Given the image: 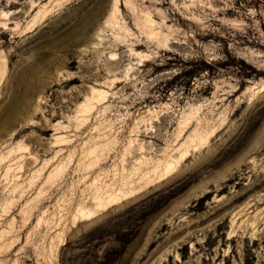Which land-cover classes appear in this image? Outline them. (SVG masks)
Wrapping results in <instances>:
<instances>
[{
  "label": "rangeland",
  "instance_id": "1",
  "mask_svg": "<svg viewBox=\"0 0 264 264\" xmlns=\"http://www.w3.org/2000/svg\"><path fill=\"white\" fill-rule=\"evenodd\" d=\"M0 264H264V0H0Z\"/></svg>",
  "mask_w": 264,
  "mask_h": 264
},
{
  "label": "trees",
  "instance_id": "2",
  "mask_svg": "<svg viewBox=\"0 0 264 264\" xmlns=\"http://www.w3.org/2000/svg\"><path fill=\"white\" fill-rule=\"evenodd\" d=\"M201 60V62H202V64L204 65V67H202V69L203 68H205V67H210V66H218V65H220V64H222L220 61H209V60H207V59H205V58H202V59H200ZM246 66H248L251 70H255L253 67H251L250 65H248V64H246L243 60H241ZM246 75L245 76H253L252 74H251V72H248V73H245ZM242 78H244V77H242Z\"/></svg>",
  "mask_w": 264,
  "mask_h": 264
},
{
  "label": "bare ground",
  "instance_id": "3",
  "mask_svg": "<svg viewBox=\"0 0 264 264\" xmlns=\"http://www.w3.org/2000/svg\"><path fill=\"white\" fill-rule=\"evenodd\" d=\"M117 10H118V7H117L116 4H114V6H113V11H116V12H117ZM42 11H44V10H42ZM1 15H2V16H7V15H8V12L3 11V12H1Z\"/></svg>",
  "mask_w": 264,
  "mask_h": 264
}]
</instances>
